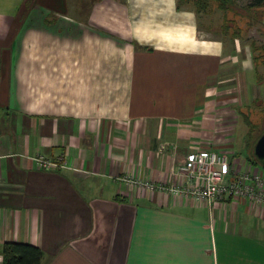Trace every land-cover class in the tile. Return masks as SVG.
<instances>
[{
    "label": "crops",
    "instance_id": "0c3cea01",
    "mask_svg": "<svg viewBox=\"0 0 264 264\" xmlns=\"http://www.w3.org/2000/svg\"><path fill=\"white\" fill-rule=\"evenodd\" d=\"M200 16L179 0H0V264L8 242L41 264H264V205L121 179L182 184L203 150L264 174L231 159L248 122L264 130V29L207 37Z\"/></svg>",
    "mask_w": 264,
    "mask_h": 264
},
{
    "label": "built area",
    "instance_id": "2783aa9c",
    "mask_svg": "<svg viewBox=\"0 0 264 264\" xmlns=\"http://www.w3.org/2000/svg\"><path fill=\"white\" fill-rule=\"evenodd\" d=\"M43 168H66L64 157L58 163L39 158ZM182 184L171 187L132 180L128 177L122 181L138 188L150 191H169L172 194L191 197L208 206H216L230 199L247 200L251 205H264V174L241 171L232 165L227 153L214 150L191 152L180 168Z\"/></svg>",
    "mask_w": 264,
    "mask_h": 264
},
{
    "label": "rangeland",
    "instance_id": "374dc122",
    "mask_svg": "<svg viewBox=\"0 0 264 264\" xmlns=\"http://www.w3.org/2000/svg\"><path fill=\"white\" fill-rule=\"evenodd\" d=\"M193 1L195 0H179L182 5L187 4V2L194 4ZM205 1H208L209 7L207 9L198 10L201 15L200 26L202 33H204L205 36L213 37L215 36L213 34H216L217 32H226V35H233L235 33H239L241 30H245L248 39L254 38L257 42H263V39L260 37L263 36L264 22L261 20L255 28H250V21L252 22L255 20L256 24L257 19H264V15H260L264 12V10L257 12L248 8L254 0H231V2L224 4L226 7L225 9L222 8L219 0ZM262 101L264 100L262 99ZM257 106V104H254L252 107L257 108ZM243 139L239 138V143H236L235 148L237 155L232 156V160L234 157H238L239 159H242L243 157L250 158V149L247 144V137L244 140Z\"/></svg>",
    "mask_w": 264,
    "mask_h": 264
},
{
    "label": "trees",
    "instance_id": "16d2710c",
    "mask_svg": "<svg viewBox=\"0 0 264 264\" xmlns=\"http://www.w3.org/2000/svg\"><path fill=\"white\" fill-rule=\"evenodd\" d=\"M219 1L221 2L223 9L226 8L224 4L231 2V0H219ZM193 2L197 10L207 9L209 7L208 1L205 0H195ZM189 3L190 2H187V4ZM256 6L263 7L264 0H254V2L251 5H249L248 8L252 10ZM248 124L250 126V132L248 134L247 144L250 149V160L252 163L259 164L254 156V145L256 144L260 136L264 133V130L260 131L258 126L253 125L250 122H248ZM2 255L4 259V264H41V260L43 257V253L38 247L28 244L12 243V242H8L3 245Z\"/></svg>",
    "mask_w": 264,
    "mask_h": 264
},
{
    "label": "water",
    "instance_id": "95a60500",
    "mask_svg": "<svg viewBox=\"0 0 264 264\" xmlns=\"http://www.w3.org/2000/svg\"><path fill=\"white\" fill-rule=\"evenodd\" d=\"M254 156L257 159L259 165L264 167V133L254 145Z\"/></svg>",
    "mask_w": 264,
    "mask_h": 264
}]
</instances>
